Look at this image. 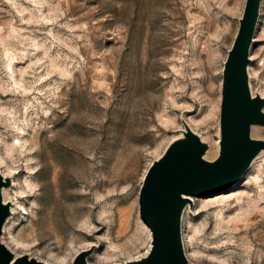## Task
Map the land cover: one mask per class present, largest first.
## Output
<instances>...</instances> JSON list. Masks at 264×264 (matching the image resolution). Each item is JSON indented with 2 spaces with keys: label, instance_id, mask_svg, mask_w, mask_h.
Returning a JSON list of instances; mask_svg holds the SVG:
<instances>
[{
  "label": "rangeland",
  "instance_id": "obj_1",
  "mask_svg": "<svg viewBox=\"0 0 264 264\" xmlns=\"http://www.w3.org/2000/svg\"><path fill=\"white\" fill-rule=\"evenodd\" d=\"M244 3L0 0V171L16 204L2 240L16 255L71 264L91 248L89 264H118L145 252L143 175L184 122L219 138L221 72ZM249 55L263 94L264 0ZM263 155L230 190L191 197L181 220L191 262L264 264Z\"/></svg>",
  "mask_w": 264,
  "mask_h": 264
},
{
  "label": "water",
  "instance_id": "obj_2",
  "mask_svg": "<svg viewBox=\"0 0 264 264\" xmlns=\"http://www.w3.org/2000/svg\"><path fill=\"white\" fill-rule=\"evenodd\" d=\"M261 0H245L238 28L222 67L219 138L212 144L185 122L143 175L138 193L139 215L150 232L149 245L136 258L118 264H199L184 251L182 215L191 197H208L233 188L252 162L264 152V139L254 127H264V93L250 86L249 52ZM12 175L0 171V264H51L24 253L16 255L2 240L15 202L6 198ZM92 249L77 252L71 264H89Z\"/></svg>",
  "mask_w": 264,
  "mask_h": 264
},
{
  "label": "bare ground",
  "instance_id": "obj_3",
  "mask_svg": "<svg viewBox=\"0 0 264 264\" xmlns=\"http://www.w3.org/2000/svg\"><path fill=\"white\" fill-rule=\"evenodd\" d=\"M249 75H250V73H249ZM216 141H217V140H216ZM263 153H264V152H263ZM263 153H261V154H263ZM261 154H260V155H261ZM260 155H259V156H260ZM259 156H258V157H259ZM263 156H264V155H263ZM263 156H261V157H263ZM258 157H257V158H258ZM257 158H256V159H257ZM254 161H255V160H254ZM254 161H253V163H254ZM253 163H252V164H253ZM249 168H250V167H249ZM246 172H247V171H246ZM246 172H245V173H246ZM8 173H11V174H12V172H8ZM243 176H244V175H243ZM13 184H14V181H13Z\"/></svg>",
  "mask_w": 264,
  "mask_h": 264
}]
</instances>
